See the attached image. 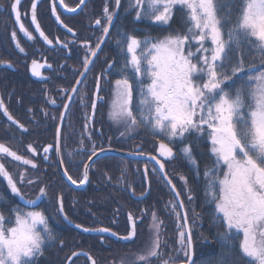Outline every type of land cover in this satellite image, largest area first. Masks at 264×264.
Returning <instances> with one entry per match:
<instances>
[{"label": "snow or ice", "instance_id": "snow-or-ice-1", "mask_svg": "<svg viewBox=\"0 0 264 264\" xmlns=\"http://www.w3.org/2000/svg\"><path fill=\"white\" fill-rule=\"evenodd\" d=\"M59 3L67 11L75 12L86 4V0H80L76 8H68L64 5V0H59ZM120 3L121 0H115L117 8ZM20 4L21 0H11L9 12L14 14V22L19 25V31L24 37L28 41H34L36 38L33 33L21 22ZM37 4L38 0H32L31 24L39 38L52 46L53 40L49 39L37 20ZM130 8L135 11L136 20L147 19L158 25H168L173 18L174 9L179 10L184 14V30L157 38L140 39L128 33L121 35L117 44L121 46L126 59L119 70L121 78L114 84L110 119L124 125L126 132L144 127L154 137H163L168 143L160 141L157 151L161 157H175L169 144L177 141L183 143L188 135L195 134L197 139L206 135L211 142L210 152L214 161L213 166L205 168L203 173L205 198L214 203L215 220L224 227V231L217 234L222 253L215 264H239L240 261H244V264H264V0H134L130 2ZM51 12L56 22L68 28L57 14L55 3ZM103 12L107 24L111 25L115 10L110 11L106 3ZM95 24L101 25V20L96 19ZM102 31L108 35L109 27L104 26ZM11 39L15 42L16 49L24 53L25 49L20 45L15 30L11 33ZM56 43L67 47L58 38ZM84 47L87 52L82 61L84 71L80 73L81 77H85L90 70V65L94 63L91 58L97 56L101 43L93 48L85 42ZM0 64L11 66L6 61H0ZM37 66L38 62L33 60V75H40L36 71ZM112 67L114 64L109 65V69ZM101 78H96L97 93L100 91ZM131 79L135 80V87L138 89V99L135 102ZM236 80L240 81V86L234 91L226 90L228 83ZM80 83L82 81L77 80V84ZM72 91L76 92L77 89L73 87ZM98 99L102 97L97 95L92 100L93 110L96 109ZM49 102L56 104L55 99ZM63 107L67 110L69 104L65 103ZM0 112L8 119L10 126L16 125L23 132L27 131L23 124L11 116L2 98ZM64 118L65 112H62L61 121ZM87 127L86 124L85 128ZM120 135L124 136L125 132ZM60 136L61 129L57 127L56 141L54 145L43 147L42 159L47 160L48 153L53 148L60 155ZM27 151L33 156L37 155V148L32 144L27 145ZM104 151L105 149L93 144L88 159L92 160ZM68 155L71 156L72 153L69 152ZM179 155L198 176L199 165L193 154V144H184ZM9 158L18 167L30 165L35 169L37 164L33 159L0 143V178L6 181L11 194L25 205H37V201L47 196L46 187H40L35 199L26 198L19 185H31L35 181L27 178L26 171H9L4 163ZM150 159L159 164V168H153L152 171L163 173L164 164L155 157L150 156ZM63 162L61 156L59 164L63 165ZM89 167L88 164L84 165L83 178L79 184L83 185L88 180ZM147 172L145 166V175ZM63 175L71 184H77L67 169H64ZM164 178L177 197L175 202L169 201L166 205L177 222L176 255L169 254L164 258V248L167 247L166 242L161 239L164 224L153 212L150 236L144 250L133 253L130 258H122L120 264H152L153 260L158 264H175L180 259L185 264H193L192 230L188 226L184 201L178 199L180 192L167 179L166 173ZM181 180L184 181V190L189 192L187 199L191 202L193 197L191 190L187 188V179L181 177ZM4 203V197L0 195V207ZM177 208L183 211H177ZM59 211L63 212L62 197ZM8 213L5 215L0 211V264H34L36 257L43 253L46 242L55 239L47 217L43 211H24L19 206L8 208ZM128 220L132 221V227L122 237L124 240H131L136 236L131 213ZM75 227L85 232L98 231L117 235L109 228L90 229L79 224ZM80 254L73 252L68 257L70 264H74L72 257ZM88 258L92 259L90 256ZM92 264H95L94 260Z\"/></svg>", "mask_w": 264, "mask_h": 264}, {"label": "flooded vegetation", "instance_id": "flooded-vegetation-1", "mask_svg": "<svg viewBox=\"0 0 264 264\" xmlns=\"http://www.w3.org/2000/svg\"><path fill=\"white\" fill-rule=\"evenodd\" d=\"M79 2L80 0H64V5L68 8H76ZM10 3L11 0H0V61H6L11 65L0 64V98L3 99L11 116L23 124L27 131L23 132L16 125L10 126L8 119L0 112V142L26 158L33 159L37 164V168L33 169L30 166L28 171L29 179L35 182L31 185H19L25 197L35 199L40 187H46L47 191V196L37 201V205L25 207L43 211L48 223L52 215H57L66 223L59 212V199L62 197L63 209L74 222L89 228H109L112 233L118 235L128 234L130 230L128 216L131 213L135 220L136 236L128 241L118 240L108 232L87 233L76 228L84 234L87 242L94 244V250L98 251L93 255L96 264L110 262L120 264L122 258H130L133 253L142 252L149 240V233H147L149 222L142 219V212L145 210L142 201L147 198L149 192L143 197H138L145 192L146 184L145 189L135 192L131 188L132 181L119 179L118 173L114 177L110 175L111 183L106 185L107 181L103 179L100 160L108 154L115 153L110 151L99 154L88 164L90 165L88 180L83 185L79 184L93 144L97 148H119L131 151L140 145L134 144L132 140L134 131L126 132L124 125L115 123L109 117L114 84L117 79H120L114 75V67L109 69V65L114 64L113 58L108 61L105 59L108 55L107 44L114 42L112 36L115 21L109 29L103 47L94 57L90 70L68 101L69 108L65 110L63 105L67 102L77 78L83 71L82 61L87 52L84 43L88 42L94 48L104 35L102 28L108 26L103 12L105 6L99 5L98 0H86L85 5L77 8L75 12H69L59 3V0H38L37 20L41 29L49 39L53 40V45L50 46L39 38L31 24L32 0H21L19 11L21 22L33 33L36 38L34 41H28L19 31V25L14 22V14L9 12ZM53 3L57 6V14L68 28H64L55 21L51 12ZM108 8L110 11L115 9V7L110 9L109 6ZM96 19L101 20V25L95 24ZM13 30L17 33L20 45L25 49L24 53L16 49L15 42L11 39ZM57 38L67 44V47L57 44ZM104 51L106 52L103 53ZM33 60L38 62L36 71L40 75H33ZM97 77H102L99 93L96 92ZM97 95L102 99L97 100L96 109L93 110L91 103ZM52 99L56 100V104L49 102ZM62 112H65L63 121L60 119ZM45 113L48 115L46 116ZM86 124L87 128H85ZM57 127L61 129V153L57 155L53 148L48 153V159L44 160L42 149L49 144L54 145ZM122 132H125L124 136L120 135ZM89 133H91L90 139ZM81 140H83V146H81ZM29 144L37 148L36 156L27 151ZM69 152L72 153L71 156L68 155ZM139 152H142L141 148ZM61 156H63L64 168L77 181L76 185L68 182L63 176L59 165ZM6 162L12 163L10 158L4 160L6 167H8ZM8 170L13 172L9 167ZM119 182L125 184L118 187ZM119 243L120 249L125 248V250L101 252V246H99L101 244L103 247L112 248ZM101 255L106 258L103 259ZM84 258L90 264L86 256L82 255L80 259ZM73 261L75 264L80 263L78 259Z\"/></svg>", "mask_w": 264, "mask_h": 264}, {"label": "trees", "instance_id": "trees-1", "mask_svg": "<svg viewBox=\"0 0 264 264\" xmlns=\"http://www.w3.org/2000/svg\"><path fill=\"white\" fill-rule=\"evenodd\" d=\"M130 2H134V0H121L120 10L113 27L114 32L112 39L114 42L108 43L106 46L108 55L105 59L108 61L113 58L114 75L119 78H121L119 70L124 66L126 57L121 51L120 46H118L117 40L121 38L123 33L136 35L137 37L148 35L149 37L157 38L168 35L169 33L182 32L184 30L183 12L174 9L173 18L169 24L158 25L147 19L136 20L135 11L130 8ZM98 3L101 6H106L107 3V6H109L110 9L115 7V0H98ZM128 75L131 78V72H129ZM131 82L133 85L135 84L134 79H131ZM239 86V80H236L234 83L229 82L226 90L234 91L235 88ZM137 90L138 89L134 86V96H136ZM133 111L135 113L136 109L134 108ZM142 128L143 130L141 132L137 133L134 131L132 136L134 144H140L141 146H139L143 153L158 154L153 152H157L160 141L164 140V138L154 137L149 129ZM164 143L167 144L168 141L164 140ZM188 143L193 144V154L199 165L198 176L192 170L190 165L179 155L180 149L184 147V144ZM169 147L173 149V152L176 155L175 157H168L164 160L165 170L180 192L189 220L193 224L192 237L195 249L194 264H215V262L221 258L222 253V246L218 240L217 234L222 233L224 227L221 223L215 220L214 203L207 201L205 198V179L203 173L205 168H211L213 166L214 161V157L210 152L211 142L206 135L201 139H197L196 135L193 134L188 135L183 143L177 141L169 144ZM6 163L14 173L26 171L27 178H30V176H28L30 165L18 167L15 162ZM100 164L103 172V179L107 181L105 183L106 185H110L111 183L110 175L114 177L119 173V179H123V181L128 180L129 182L132 181L131 188L135 192L145 189L144 167L147 166L150 191L147 198L142 201V204L145 207V210L142 212V219L144 218L148 220V227H150L152 223V213L155 212L164 224L161 239L163 242H166L167 246H169V241L172 239L171 235L177 231V222L175 216L170 215L169 212H171V209L166 208V205L169 201L175 202L176 199L169 185L160 174V171H156L155 173L152 171L153 168L158 169V166L153 162L146 163L143 160H134L117 153H111L102 157ZM181 177L187 179V188L191 190L190 194L193 197L191 202L187 199L189 192L184 190V181L181 180ZM124 184L125 183L119 182L117 186L120 187ZM24 185L26 184H23V186ZM0 195H2L5 200L4 206L0 207V211H3L5 215L9 214L8 208L10 207L19 206L26 208L17 197L11 194L10 189L6 186V181H3V178H0ZM132 202H134V200H132ZM177 211H180L179 208H177ZM139 214H141V212H139ZM192 216L195 218L193 219ZM199 221L200 225L197 224ZM195 224H197V227H195ZM49 227L55 239L50 245L45 246L43 253L35 259L34 264H66L67 257L75 249H85L92 255H94V252L98 253L97 250H94V244L87 242L88 240L85 239L82 232L64 223L57 215L51 216ZM147 233H149L150 236L149 228ZM67 237L71 239L68 240ZM61 241H63V244H61ZM99 246H101V252L125 250V248L120 249V243L118 246L112 248L103 247L101 244H99ZM169 254L176 255V253L164 249L165 258H167ZM81 257L78 256L73 260H80V263L77 262L78 264H81V262L82 264H88L86 259L84 258L82 260L80 259ZM102 258L105 259L106 256H102ZM180 261H183V259L177 260L175 263ZM109 264H111V262ZM239 264H244V261H240Z\"/></svg>", "mask_w": 264, "mask_h": 264}, {"label": "water", "instance_id": "water-1", "mask_svg": "<svg viewBox=\"0 0 264 264\" xmlns=\"http://www.w3.org/2000/svg\"><path fill=\"white\" fill-rule=\"evenodd\" d=\"M119 8H120V6L117 8L116 7V5H115V15H114V18H113V22L116 20V17H117V15H118V12H119ZM113 22H112V24H113ZM111 24V25H112ZM111 25H108V27H109V29H110V27H111ZM103 37V41L101 42V40H100V42L99 43H101V48L103 47V44H104V42H105V40H106V38H107V35H103L102 36ZM101 50V49H100ZM100 50H98V52L100 51ZM92 60H94V57H92L91 58ZM83 71H84V69H83ZM82 79H83V77H81L80 75H79V77L77 78V80H81L82 81ZM79 86V84H77V81L75 82V84H74V86L73 87H75L76 89H77V87ZM73 89V88H72ZM73 91L71 90V92H70V97H72V95H73ZM70 99H69V97H68V100H67V104H68V101H69ZM1 143V142H0ZM9 147V146H8ZM139 149H140V146L138 145V146H136L135 147V150L134 151H131V150H122V149H119V148H105V151L104 152H107V151H110V152H115V153H118V154H121V155H123V156H126V157H131V158H137V159H141V160H149V161H153V162H155L154 160H152V159H150V156L151 157H155L157 160H160L163 164H164V162H163V159H165V158H167V157H161L160 155H159V153L158 154H151V153H143V152H139ZM13 150V149H12ZM99 154H101V153H98L97 154V156L99 155ZM96 157V156H95ZM95 157H93L92 158V160L95 158ZM59 160H60V158H59ZM92 160H89L88 161V163L87 164H89ZM60 165V164H59ZM159 165V164H158ZM60 169H61V172H62V174H63V171H64V166L63 165H60ZM161 173V175H162V177L164 178V173H166V175H167V179H169V180H171V183L172 184H174V182L172 181V179L169 177V175L167 174V172H166V170H165V165H164V170H163V173L162 172H160ZM64 176V175H63ZM65 177V179L68 181V182H70L68 179H67V177L66 176H64ZM144 177H145V183H146V190H145V192L143 193V195L141 194V195H138V197H143V196H145V195H147L148 194V192L150 191V182H149V176H148V172H147V175H145V167H144ZM164 180L166 181V179L164 178ZM71 183V182H70ZM168 184V183H167ZM169 185V184H168ZM175 185V184H174ZM169 187L171 188V185H169ZM171 190H172V188H171ZM176 191H178V189H177V187H176ZM172 192H173V190H172ZM173 194H174V192H173ZM175 196V195H174ZM176 198V200H177V197H175ZM178 199H180V200H182V198H181V195L179 196V198ZM20 202L22 203V204H24V202L23 201H21L20 200ZM59 204H60V199H59ZM25 205V204H24ZM27 206V205H26ZM181 210V209H180ZM184 210H186L185 208H184ZM181 211H183V210H181ZM60 212V211H59ZM60 215H61V217L65 220V222L68 224V225H70V226H72V227H75V225H77L78 223H76V222H74L71 218H69V216L66 214V212H65V210L63 209V212L61 213L60 212ZM65 216H67V219H65ZM133 217V216H132ZM133 220H134V218H133ZM130 222V229H131V227H132V221H129ZM134 222H135V220H134ZM79 225H81V224H79ZM83 226V225H82ZM188 226L190 227V224H189V220H188ZM84 228H89V227H85V226H83ZM76 228V227H75ZM77 229H79V230H81V231H83L81 228H77ZM90 229H95V228H90ZM83 232H85V231H83ZM87 233H98V231H91V232H87ZM127 235V234H126ZM126 235H113V237H115L116 239H118V240H121V241H128V240H124V239H122V237H124V236H126ZM133 239V238H132ZM73 252H78V253H81L80 255H84V256H86L87 258L90 256L92 259H89V262H90V264H92V260H94L95 261V258L88 252V251H86V250H84V249H76V250H74V251H72L71 252V254L68 256V257H71L72 256V253ZM191 255H192V261L194 260V244H193V239H192V248H191ZM74 257H72V259H73ZM70 261L68 260V258H67V260H66V264H68ZM95 264H96V261H95ZM171 264V263H170ZM176 264V263H175ZM183 264H185V263H183Z\"/></svg>", "mask_w": 264, "mask_h": 264}, {"label": "rangeland", "instance_id": "rangeland-1", "mask_svg": "<svg viewBox=\"0 0 264 264\" xmlns=\"http://www.w3.org/2000/svg\"><path fill=\"white\" fill-rule=\"evenodd\" d=\"M144 37H149L148 35H145V36H142V37H139L140 39H143ZM210 46V45H209ZM120 48H121V46H120ZM145 82V84L147 83V80H145L144 81ZM134 86H135V84H134ZM113 91H114V89H113ZM133 95H134V93H133ZM138 99V90H137V92H136V96H134V102L136 101ZM143 130V128L142 127H139V128H137V129H135L134 131L135 132H141ZM21 209H23L24 211H33L32 209H29V208H22V207H20ZM34 211H41V210H34ZM170 213V215L171 216H173L172 214H171V212H169ZM54 216V215H53ZM194 216V215H193ZM192 216V217H193ZM195 217H193V219H194ZM192 219V220H193ZM189 222H190V225L192 226V231H193V224L191 223V221L189 220ZM197 224H199L200 225V221L197 223ZM197 224H195V227H197ZM48 225H50V223H48ZM50 228V227H49ZM177 236H178V233H177V231L176 232H174V234L173 235H171V238L172 239H170V241H169V246H167V247H165L164 249L166 250H170L171 252H174V253H176V249L178 248V244H177ZM175 241V242H174ZM53 241H47L46 242V246L47 245H50L51 243H52ZM145 245V244H144ZM146 246V245H145ZM144 246V247H145ZM45 248V247H44ZM144 250V249H143ZM40 255H38L37 257H39ZM37 257H36V259H37ZM164 258H165V255H164ZM156 261V260H155ZM154 260L152 261V264H158V262L156 261L155 262ZM76 264H77V262H76ZM81 264H82V262H81Z\"/></svg>", "mask_w": 264, "mask_h": 264}, {"label": "bare ground", "instance_id": "bare-ground-1", "mask_svg": "<svg viewBox=\"0 0 264 264\" xmlns=\"http://www.w3.org/2000/svg\"><path fill=\"white\" fill-rule=\"evenodd\" d=\"M164 179V178H163Z\"/></svg>", "mask_w": 264, "mask_h": 264}]
</instances>
